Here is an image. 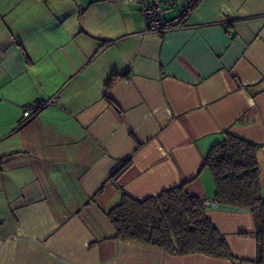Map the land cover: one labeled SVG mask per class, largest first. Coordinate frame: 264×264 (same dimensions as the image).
Wrapping results in <instances>:
<instances>
[{"label":"crops","instance_id":"obj_1","mask_svg":"<svg viewBox=\"0 0 264 264\" xmlns=\"http://www.w3.org/2000/svg\"><path fill=\"white\" fill-rule=\"evenodd\" d=\"M185 23L147 31L137 0H0V264H254L246 209L205 208L233 259L118 240L105 213L181 184L215 200L210 147L264 145V0H198Z\"/></svg>","mask_w":264,"mask_h":264},{"label":"trees","instance_id":"obj_2","mask_svg":"<svg viewBox=\"0 0 264 264\" xmlns=\"http://www.w3.org/2000/svg\"><path fill=\"white\" fill-rule=\"evenodd\" d=\"M262 148L264 145L225 132L203 160L218 204L246 209L252 215L256 237L254 264H264V190L256 157ZM105 213L118 240L158 247L170 254L234 258L223 235L206 215L201 198L189 194L184 184L143 199L122 193L120 201Z\"/></svg>","mask_w":264,"mask_h":264},{"label":"built area","instance_id":"obj_3","mask_svg":"<svg viewBox=\"0 0 264 264\" xmlns=\"http://www.w3.org/2000/svg\"><path fill=\"white\" fill-rule=\"evenodd\" d=\"M141 4L147 31L161 32L172 28H182L185 26L187 17L196 0H186L180 7L175 16L166 18L165 13L168 10L163 6L167 0H137ZM46 103L37 102L34 108L25 107L22 110L24 116H31L42 108ZM202 205L207 207H217L219 204L216 200L201 199Z\"/></svg>","mask_w":264,"mask_h":264},{"label":"rangeland","instance_id":"obj_4","mask_svg":"<svg viewBox=\"0 0 264 264\" xmlns=\"http://www.w3.org/2000/svg\"><path fill=\"white\" fill-rule=\"evenodd\" d=\"M179 1H180V0H177V2H176V3H178V4H179ZM169 15H170V14H169Z\"/></svg>","mask_w":264,"mask_h":264}]
</instances>
